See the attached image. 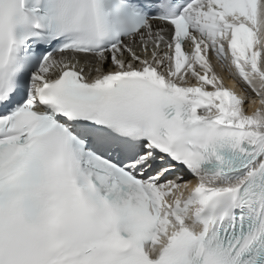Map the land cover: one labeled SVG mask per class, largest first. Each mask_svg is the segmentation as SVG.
I'll list each match as a JSON object with an SVG mask.
<instances>
[{
    "label": "snow or ice",
    "instance_id": "1",
    "mask_svg": "<svg viewBox=\"0 0 264 264\" xmlns=\"http://www.w3.org/2000/svg\"><path fill=\"white\" fill-rule=\"evenodd\" d=\"M0 264H264V0H0Z\"/></svg>",
    "mask_w": 264,
    "mask_h": 264
},
{
    "label": "bare ground",
    "instance_id": "2",
    "mask_svg": "<svg viewBox=\"0 0 264 264\" xmlns=\"http://www.w3.org/2000/svg\"><path fill=\"white\" fill-rule=\"evenodd\" d=\"M229 86H230V84H229ZM239 87H240V86L238 85V89H239ZM253 107H255V105H253Z\"/></svg>",
    "mask_w": 264,
    "mask_h": 264
}]
</instances>
